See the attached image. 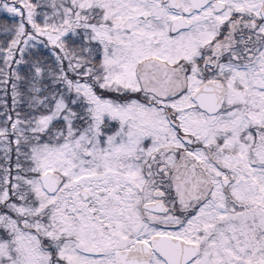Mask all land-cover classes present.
<instances>
[{
	"label": "snow or ice",
	"instance_id": "6c2138e0",
	"mask_svg": "<svg viewBox=\"0 0 264 264\" xmlns=\"http://www.w3.org/2000/svg\"><path fill=\"white\" fill-rule=\"evenodd\" d=\"M0 264H264V0H0Z\"/></svg>",
	"mask_w": 264,
	"mask_h": 264
}]
</instances>
